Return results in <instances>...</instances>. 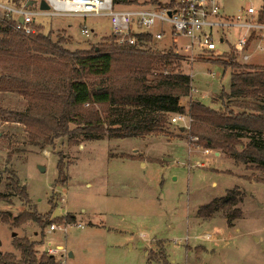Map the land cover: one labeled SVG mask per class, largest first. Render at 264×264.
I'll list each match as a JSON object with an SVG mask.
<instances>
[{"label":"rangeland","instance_id":"rangeland-1","mask_svg":"<svg viewBox=\"0 0 264 264\" xmlns=\"http://www.w3.org/2000/svg\"><path fill=\"white\" fill-rule=\"evenodd\" d=\"M2 1L20 5L29 0ZM223 4L227 15H236L248 6L261 7L264 0H224ZM37 20V32L48 35L60 48L51 54L30 51L49 60V64L39 62L47 68V78H75L69 72L74 64L67 63V57L95 45L115 43L105 17ZM82 27L89 32L83 33ZM226 36L233 42L236 30ZM188 42L184 37H166L156 43L150 50H171L176 57L145 75L149 81L159 70L190 76L180 104L191 121L182 131L180 122H171L173 113L168 114L167 130L162 134L95 140H82L80 135L73 145L66 137L54 139L53 144L41 140L35 144L22 123L0 116V253L12 254L18 263L22 252L12 241L20 238L34 242L37 258L47 246L59 248L53 255L58 264H264V182L259 181L264 171L255 164L235 161L220 148H206L196 135L221 130L213 122L197 118L190 106L198 101L218 113L225 111L221 100L234 112H256L264 107V91L229 98L231 74L246 71L234 66H264V52L254 50L249 62L241 64L229 54H200L197 47L187 51L183 45ZM216 47L227 49L218 43ZM125 65L119 56L111 74L82 73L78 77L90 87L138 78L123 72ZM26 66L17 58L0 56V75L32 79L39 74L35 66ZM0 107L24 111L26 97L0 90ZM95 109L104 115V107L96 105ZM189 128L196 135L190 134ZM238 140L246 143L248 138ZM58 160L63 163L62 176ZM13 176L25 186L29 207L12 188ZM234 187L239 188L242 211L234 227L227 226L222 212L208 218L197 216L199 206ZM56 209L59 213L54 216ZM30 210L40 215L41 221L29 219L15 225V217ZM51 223L60 228L47 232ZM206 234L212 239H206Z\"/></svg>","mask_w":264,"mask_h":264},{"label":"trees","instance_id":"trees-1","mask_svg":"<svg viewBox=\"0 0 264 264\" xmlns=\"http://www.w3.org/2000/svg\"><path fill=\"white\" fill-rule=\"evenodd\" d=\"M116 1L133 4L138 0ZM59 49L48 35L37 32L24 36L12 30L8 24L0 23V56L17 58L27 66H35L39 71L32 79L28 75H0V90L18 92L25 96L27 101L24 111L0 107V116L22 123L31 143L36 144L41 140L45 144H53L54 139L66 137L68 144L73 145L77 144L80 135L82 140H95L104 136L125 138L162 134L167 130L165 125L169 123L168 114L183 112L180 98L187 94L191 82L189 75L163 73L159 70L150 81L145 76L153 68H161V64L172 62L176 55L171 50L165 53L150 49L138 51L117 43H102L90 49L79 50L71 58L67 57V63L72 61L74 64V67L69 68V72L76 75L75 78H47L45 75L48 70L39 62L48 63L49 60L30 51L51 54ZM119 56L126 64L123 72L138 78L135 77L128 83L90 87L78 77L82 73L97 76L111 74L113 64ZM58 64L63 66V63ZM234 67L246 71L231 74L229 98L255 96L264 91V66L236 64ZM57 69L60 68L55 67V70ZM43 73L44 76L41 75ZM221 95H224V90ZM96 105L105 108L104 115L95 109ZM221 105L225 111L218 113L198 101L191 103L193 114L197 118L213 122L221 131L213 129L210 134L196 135L189 128L190 134H195L204 142L206 148H220L235 161L255 164L258 169L264 171V107H259L256 112H234L224 104V100H221ZM241 137H247L248 141L242 143L238 140ZM62 166L63 163L58 160L61 176ZM259 181L264 182V177ZM12 188L22 196L29 207L31 203L25 186L20 185L15 176ZM240 201L239 188L234 187L226 190L224 196L213 198L199 206L196 213L200 218H208L222 212L227 226L231 227L234 221L242 216L238 207ZM40 218V215L30 210L18 214L13 222L18 226L25 220L41 221ZM47 222L45 221V224ZM12 244L21 249V258L17 263L12 254L0 253L3 264H58L54 256L46 252L37 258L34 242L13 238Z\"/></svg>","mask_w":264,"mask_h":264},{"label":"built area","instance_id":"built-area-1","mask_svg":"<svg viewBox=\"0 0 264 264\" xmlns=\"http://www.w3.org/2000/svg\"><path fill=\"white\" fill-rule=\"evenodd\" d=\"M39 1L17 5L0 0V23L29 36L37 33L38 17L99 16L108 18L115 43L138 51L153 49L166 37L172 40L184 37L189 41L183 45L187 51L193 52V47H197L200 54H229L241 64L249 62L254 50L264 52V4L259 8L248 6L236 15H227L224 0H157L155 3L138 0L133 4L116 0H45L48 9H40ZM233 30H236V37L231 42L226 33ZM82 31L88 33L89 29L82 27ZM216 43L227 49L217 50ZM174 114L171 122H180L178 124L183 127L189 125L191 119L188 116ZM56 228L60 226L51 223L47 232ZM45 250L54 255L60 249L47 246Z\"/></svg>","mask_w":264,"mask_h":264},{"label":"water","instance_id":"water-1","mask_svg":"<svg viewBox=\"0 0 264 264\" xmlns=\"http://www.w3.org/2000/svg\"><path fill=\"white\" fill-rule=\"evenodd\" d=\"M34 2H35V0H29V1L27 2V4H32V3H34ZM39 8H40V9H48L49 6H48V4L45 2V0H40V1H39ZM180 130H181V131L184 130V127L181 126V127H180ZM164 159H165L166 161H169V160H171V157H164ZM39 169H40L41 171L44 170V168H43L41 165L39 166ZM57 213H59V209H56L53 215L55 216V214H57ZM13 235H15V234L13 233ZM68 255L71 257V256H72V253L70 252Z\"/></svg>","mask_w":264,"mask_h":264},{"label":"crops","instance_id":"crops-1","mask_svg":"<svg viewBox=\"0 0 264 264\" xmlns=\"http://www.w3.org/2000/svg\"><path fill=\"white\" fill-rule=\"evenodd\" d=\"M223 8H224V6H223ZM224 11H225V8H224ZM216 153V152H215ZM197 163V162H196ZM198 165L200 166V167H202L203 165H205V164H202V163H198ZM239 219V218H238ZM238 219H236L235 221H234V223H233V226H231V227H234V224L236 223V221L238 220ZM206 239H212V236H210L209 234H206ZM70 253V251L68 252V254Z\"/></svg>","mask_w":264,"mask_h":264}]
</instances>
